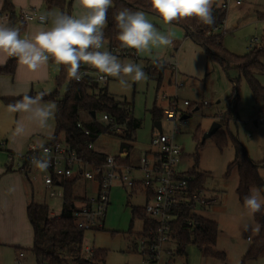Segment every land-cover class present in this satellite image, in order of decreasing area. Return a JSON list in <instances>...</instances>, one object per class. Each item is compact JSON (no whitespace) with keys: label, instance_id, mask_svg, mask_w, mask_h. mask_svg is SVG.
<instances>
[{"label":"trees","instance_id":"1","mask_svg":"<svg viewBox=\"0 0 264 264\" xmlns=\"http://www.w3.org/2000/svg\"><path fill=\"white\" fill-rule=\"evenodd\" d=\"M226 0H214L212 15L214 23L204 25L195 18L185 19L180 22H173L171 25L183 28L186 35L198 45L205 53L210 62L218 64L225 72L235 69L239 72L237 80L231 79L232 92L229 96L230 104L228 111L224 114L227 119L236 116V105L239 101V83L245 80L252 96L257 104H260L256 115L264 112V86L257 78V74H264V32L257 46L245 55H236L231 53L224 46V33H222L226 11L222 9L221 4ZM46 5L58 8L61 13L71 15L72 5L67 0H45ZM123 8L133 11H142L147 14L158 17L151 7V0H114L113 6L108 9L107 26L104 29V43L109 44L110 49L119 48L118 30L115 27L114 17L116 13ZM9 15L7 24L24 31L25 24L19 19L17 11L11 3L6 0L1 15ZM260 19L264 20V14H259ZM161 19V18H160ZM17 59L9 58L4 66L0 67V75L13 76L17 67ZM52 61V60H51ZM160 70V67L154 65ZM87 68L82 65L81 70ZM162 72V71H160ZM66 86L65 94L62 96L61 90ZM24 96L19 97H0V99L12 109L17 101ZM27 96H42L43 102L55 103L56 130L54 136L49 139L45 145L55 144L64 141L69 148L85 161L95 166L103 165L110 152L98 148L97 141L102 136L114 137L120 141V151L126 149L128 155L123 158L117 157L122 166H133L131 153L136 142L135 133L140 127L139 121L134 117V113L129 112L133 108L132 103L118 101L111 95L107 87L102 86L91 79H83L81 82L70 80L64 66L60 65V71L56 77V88L51 93L35 92ZM14 110V109H13ZM192 111V106L189 107ZM16 111V110H14ZM107 115L113 119L114 123L101 121V116ZM154 121H160L164 118L163 110L154 106L152 110ZM118 126L120 131L112 130L111 127ZM205 134L204 129L199 125L193 138L197 140V151L202 143V137ZM220 151L225 149L228 141L231 139L234 148L233 160L227 166V177L232 170L238 174V185L236 194L240 203L243 204L244 198L248 196L253 189H257L264 197V180L259 169L264 168V160L254 162L246 147L230 132L219 130L211 137ZM12 157V156H11ZM195 164L187 172L179 174L193 178L189 183L190 192L196 193L204 191L207 180V173L198 168L199 155H194ZM27 162L23 163L21 171L28 174L26 170ZM8 167V171H11ZM28 177V176H27ZM57 182V178L54 177ZM82 177L75 173L74 176L61 182L63 191V207L61 215L58 218L50 216V209L46 204H38L31 201L27 207V216L34 232L33 246L29 250H23L24 253H31L37 264H106L108 250L92 248L90 253L84 249L85 231L79 229L74 222L73 213L77 205L86 201L78 198L75 194V187ZM144 193L146 202H148L153 193L142 189L136 185L129 195ZM132 214L143 222L144 230L151 226L150 220L145 213V205L133 207ZM255 222L260 226L259 234L252 239L250 246L243 256V264L247 261L256 260L264 250V207L254 215ZM193 222V226L187 223ZM96 228L95 230H100ZM174 242L176 250H169L171 253L170 264H175L177 256L186 255V249L189 245H194L204 258H211L216 261L224 262L226 253L216 248L219 235V224L215 220L204 216L194 214L191 207L184 206L178 214V219L173 223ZM143 236L142 233L135 234L137 239ZM22 251V248H15Z\"/></svg>","mask_w":264,"mask_h":264},{"label":"rangeland","instance_id":"2","mask_svg":"<svg viewBox=\"0 0 264 264\" xmlns=\"http://www.w3.org/2000/svg\"><path fill=\"white\" fill-rule=\"evenodd\" d=\"M257 10L255 7L249 6L247 10L239 11L231 8L227 11L226 24L221 32L224 33V46L231 53L245 55L250 47L252 49L259 44L264 32V20L260 19L259 10ZM254 39L256 40L252 44ZM104 45L105 49L110 51L109 44L105 42ZM112 53L118 55L124 63L140 64L147 75L146 80L132 83L131 88L128 90H122L113 78H109L105 84H101L107 87L109 93L116 100H126L132 103L134 117L140 123L139 129L135 133L136 142L132 151L133 158L137 159L143 152L149 151V149L153 150L151 137L153 130H155V121L152 117L154 106L163 109L166 102L168 107L177 98L176 101H178L181 111L188 112L189 108L183 106L184 100H188L194 104L191 117L185 122L179 119L175 122L183 134L178 142L184 145L185 152V156L178 163L177 169L187 171L192 168L195 164L194 155L197 153L199 155V170L208 174L205 183L206 192L212 193L219 191V189L222 190L220 194L221 201L210 210L208 216L217 220L224 230L223 233L219 232L216 248L226 253L225 261L204 258L196 246L189 245L186 249V255L175 258V264H243L244 251L248 248L249 242L236 238L238 231L234 234H231V232H234L238 222H244L245 217L249 215L236 194L237 171L232 170L227 177V166L234 157L232 141L230 139L227 147L220 151L214 140L209 138L203 145L199 146L197 151L198 142L193 138V133L199 124L202 129L207 128L213 118L222 124V130L227 129L233 137L237 138L246 147L247 151H252L253 159H257V148L264 144V124L259 122V126H256L254 123L260 104L255 102L247 83L245 80H241L239 83V119L235 121L229 117V121H227L228 117H225L223 112H227L229 109V96L232 92L231 79L237 80L239 78L237 70L232 69L225 72L218 64L210 62L203 53L205 68L203 66L200 72L199 61L192 64L190 66L192 73L188 72L190 76L187 77L180 75L179 81L183 79V86L179 89L176 88V90L174 83L172 85L169 83L170 74L168 72H165L161 86L158 87L160 73L154 67L153 60L142 57L134 58L130 54H125L121 47L118 51ZM194 60H198V58ZM87 68L96 71L89 66ZM257 76L264 86V74ZM189 77H191V81L188 79ZM65 91L66 86H63L62 96ZM204 101H208L210 105H201L200 109L195 111V104H203ZM218 109L220 112L215 115V111ZM160 122L165 132H169L174 126L172 122H168L164 118H160ZM96 146L110 152L112 155H116L119 153L120 141L114 137L102 136L97 141ZM44 174V171L39 170L36 173V182L33 183L34 190L32 191L31 185H28V189L33 194L34 202L46 204L50 209V216L56 218L60 215L63 207L62 191L57 189L55 197L49 196L43 186ZM86 183L89 185H87L89 189L87 195L96 197L97 184L93 181H87ZM255 191L258 190H252V192ZM110 195L109 206L103 220V228L85 231L84 249L100 248L108 250L106 264H146L143 260L144 254L134 250L137 244L135 234L142 231L143 222L132 214L133 207L146 204L145 195L140 192L129 195V192L118 186L111 190ZM26 257L28 260L22 264H37L31 253H26ZM5 264H17V262L16 259L9 258ZM245 264H264V258L258 259L257 262L256 260L247 261Z\"/></svg>","mask_w":264,"mask_h":264},{"label":"crops","instance_id":"3","mask_svg":"<svg viewBox=\"0 0 264 264\" xmlns=\"http://www.w3.org/2000/svg\"><path fill=\"white\" fill-rule=\"evenodd\" d=\"M5 1L6 0H0V22H1V12L5 4ZM67 1L71 2L72 5L71 15L73 16L80 15L81 9L78 7V0H67ZM241 1L242 2L240 5H237L235 1H232L230 3L228 9L226 10V17L228 16L227 11L230 10L231 8L240 11V10H247L249 6L258 9L259 14L260 13L264 14V0H241ZM11 3L17 11H21L25 9H36L45 16H47V13L49 12L61 13L58 8L46 5L45 0H11ZM145 15L147 19H149L158 29V31H160L162 34L168 35L169 33H171L170 38L173 40L172 45L168 46L167 48L154 49L153 54L151 56L137 55L135 53V50L133 49L122 48V50L124 51L125 54H130L134 58L142 57L144 59L156 61V58L159 57L160 60L164 62V66L163 68H160V70L157 69V67H155L157 70H159L160 73V78H159L160 80L158 87L161 86L165 72H168L170 74L169 83L171 85L174 83L175 89L182 88L183 79H181L182 81H179L180 75L184 77L190 76L188 75V72H190V74L192 73L190 69V66H192V64H194L195 62L197 63L199 61L200 72H201V68L203 69V66L205 68V59L203 55L204 51L198 45H196L190 39V37L186 35V31L183 28L174 25L164 24L162 19L155 17L153 15L147 13H145ZM225 24H226V19L224 21L223 27H225ZM50 27H51L50 22H46L45 24H40L35 21L28 22L25 24V29L20 33V35L21 38H25V37L30 38L31 36H34L37 31L42 29H47ZM118 49L119 48L110 49V52H116L118 51ZM197 58L198 60H194ZM8 59L9 57L0 55V67L4 66L7 63ZM175 64L178 65V68L176 67ZM59 71H60V65H57L54 61L51 60L48 62L47 65L42 66L36 71H32L28 69L26 66L22 65L19 61H17L16 71L13 76L0 75V97H19L22 95H27L32 91L51 93L56 88V77ZM190 78L191 77H189L188 79L190 80ZM178 84H181V87H177ZM164 98L168 99L169 97H164ZM184 102H189V101L184 100ZM184 102H183V106H185ZM205 102L208 103V101H204L203 104H195V111L199 110L201 105H205ZM189 103L190 105L185 107L189 108L190 106L194 105L191 102ZM41 104L43 106L55 105V108L53 109L54 116L48 121L47 126L45 127H41L39 123L32 118L31 113H25L23 111H14L10 106L6 105L0 99V264H5V262L9 260V258L17 259L20 252H23V250H29L33 246L34 232L27 216V207L31 201H34V198H33V194L28 189V185L32 186V191H33L34 190L33 183L34 181L36 182V178H37L36 173L39 170L31 169L28 172L27 174L28 177H27L26 174H24V172L21 171L20 169H21V158L26 154L28 148L32 145L37 147L44 146L49 141V139H51L55 134L56 104L43 102V101H41ZM207 105H210V103H208ZM236 107H237L236 116L231 118L232 120L235 121L239 119L238 104L236 105ZM166 108H168L167 102L165 107L161 110H165ZM180 112L181 115L179 116L178 119L182 122L183 121L185 122L187 119L191 117V112H192L191 110H189L188 112H182L180 109ZM218 112H220L219 109L215 111V115H217ZM133 113H134V109H133ZM223 113L225 114L226 112L224 111ZM185 116H188L187 119L182 120V118ZM256 117L257 118L254 123L256 126H259L258 125V123L260 122L259 119L264 117V112L259 113V115H256ZM211 120L212 121L208 125V127L204 129L206 130L205 133L210 129L211 124L213 122H217L213 118ZM227 121L229 120L227 119ZM155 122H160V121H155ZM156 130L157 128L155 127V130H153L151 141L152 138L157 134L167 133L163 131V129L162 132H159L158 130L157 132H155ZM150 151L151 149H149V151L143 152L140 155V157L137 159H134L131 153V156L134 160L133 166L138 167L140 165V161L142 157L147 153H149ZM248 153H250L249 154L250 158L256 163L264 160L263 159L264 144L260 145L257 148V152H256L257 159H253L252 151H248ZM126 156H127L126 152H123L122 157L125 158ZM184 156H185V152L181 157V159ZM8 167H11L12 170L8 171ZM178 171L180 173L187 172V171H180L179 169ZM259 173L262 179L264 180V175H263L264 168H260ZM134 175L137 178L141 177L140 176L141 174L137 172H135ZM86 182L87 180L84 179L78 181L75 187V194L78 198L89 199L92 197L87 195L89 192L88 189L89 185ZM117 186L121 187L119 185H116L115 187ZM206 191L207 189L205 187L204 194L205 197L209 200V203L205 208H201L200 210H197L196 214L211 219V217L208 216L209 212L215 205L218 204L219 201H221L220 194L222 190L219 189L220 193L219 191L212 193H207ZM62 196H63V191H62ZM262 199H264L263 196ZM240 219L241 218L239 217V220ZM215 221L217 222V220ZM244 225L249 226L247 231H245ZM257 225L258 224L255 222L253 216L252 217L247 216L245 217L244 222L237 223V227L234 229V232H231V234H234L236 231H238V235H236V238L240 240L241 239L246 240L247 242H249L248 245L249 248L252 239H254L259 234V232L253 230ZM102 228L103 225L101 229ZM219 229H220L219 232L222 233L224 232V230L220 227V225H219ZM139 233H141V231ZM15 248H22V251ZM248 248L245 249L244 251L245 253L247 252ZM90 249L92 250V248H86V251ZM134 250H136L135 247ZM261 258H264V250L261 252L260 257L258 259ZM258 259H256V262ZM27 260L28 258L26 257V253H25L24 259H22L19 264H22Z\"/></svg>","mask_w":264,"mask_h":264},{"label":"clouds","instance_id":"4","mask_svg":"<svg viewBox=\"0 0 264 264\" xmlns=\"http://www.w3.org/2000/svg\"><path fill=\"white\" fill-rule=\"evenodd\" d=\"M113 2L78 0L81 9L78 16L49 12L40 19L50 22L51 27L37 31L30 38H21L18 28L0 22V55L14 57L32 71L52 60L64 66L68 78L77 82L82 79L81 66L87 65L96 70L99 81L113 78L122 90H128L132 83L146 80L147 75L140 64L124 63L118 55L105 49L104 29ZM213 4L214 0H151L152 10L167 25L195 18L199 23L211 26L214 23ZM114 21L120 47L133 49L137 55L151 56L154 49L167 48L173 43L171 33L165 35L158 31L142 11L123 8L116 13ZM154 63L160 68L164 66L159 57ZM41 101L42 96L26 95L12 107L16 111L31 113L32 118L45 127L54 116L55 105L43 106ZM51 161V153L45 148L43 155L33 156L30 163L38 170L46 171ZM243 206L249 216H254L264 207V199L259 191L251 192L244 198ZM248 228L244 225L245 231ZM253 230L259 232L260 226Z\"/></svg>","mask_w":264,"mask_h":264},{"label":"built area","instance_id":"5","mask_svg":"<svg viewBox=\"0 0 264 264\" xmlns=\"http://www.w3.org/2000/svg\"><path fill=\"white\" fill-rule=\"evenodd\" d=\"M232 1H235L237 5L242 2L241 0H226L221 4L222 9L226 11ZM42 16L45 15L36 9L19 11V19L24 24L32 21L45 24L47 21L42 22L40 19ZM8 19V14L1 15L2 23L7 24ZM175 65L178 68V65ZM80 73L82 79L79 82L83 79H91L93 82L105 84L109 80L99 81V74L90 68H84ZM177 87H181V84H178ZM207 104L205 102V105ZM184 105L189 106L190 103L184 102ZM132 111L133 109L129 108V112ZM163 113L164 119L172 122L174 126L169 132L157 134L152 138L153 150L142 157L138 167L119 164L117 157H122L123 152L128 155L126 149L116 155L109 154L103 165L95 166L77 157L64 141H59L43 147L30 146L21 158V169L24 162H27L26 170L28 172L31 169H37L30 163L31 158L42 156L44 149L47 148L51 153L52 161L51 166L44 171L43 186L49 196L55 197L57 189L64 191L61 182L74 176L75 173L80 174L84 180L95 182L98 186L97 196L79 203L73 213L75 224L83 231L102 227L109 206L110 193L116 185L129 192L136 185L150 191L153 196L145 204V213L151 226L146 230L143 226L141 231L143 236L137 239L135 248L144 254L143 260L146 264H170L172 257L169 250H176L173 223L178 219L179 212L186 206L191 207L192 212L196 214L197 210L208 205L209 200L205 197L204 191L191 193L189 183L193 181V178L187 175L180 177L181 173L177 169L184 154V146L178 142L182 138V132L175 123L181 115L178 102L176 100L172 102V105L163 110ZM100 119L103 122L114 123L113 119L107 115H102ZM259 121L264 124V117ZM111 129L121 130L118 126H113ZM135 172L140 173L141 177H135ZM54 177L57 178V182ZM187 224L193 226L192 221ZM90 251L91 249L86 252L90 253ZM24 257L25 253L20 252L16 259L17 264Z\"/></svg>","mask_w":264,"mask_h":264},{"label":"water","instance_id":"6","mask_svg":"<svg viewBox=\"0 0 264 264\" xmlns=\"http://www.w3.org/2000/svg\"><path fill=\"white\" fill-rule=\"evenodd\" d=\"M187 117L188 116L183 117L182 120L187 119ZM154 125L159 132H162L161 122H155ZM221 127H222V125L220 123L213 122L211 124L210 129L203 135L202 143H204L207 139L211 138L212 135H214L217 131H219L221 129Z\"/></svg>","mask_w":264,"mask_h":264}]
</instances>
